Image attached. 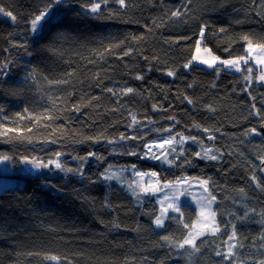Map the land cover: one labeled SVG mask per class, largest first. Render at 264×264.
I'll use <instances>...</instances> for the list:
<instances>
[{
    "label": "trees",
    "instance_id": "1",
    "mask_svg": "<svg viewBox=\"0 0 264 264\" xmlns=\"http://www.w3.org/2000/svg\"><path fill=\"white\" fill-rule=\"evenodd\" d=\"M47 2L0 0L16 17L0 13V162L14 170L22 159L48 163L59 153L62 169L72 171L36 179L12 174L23 184L0 193V264H56L45 259L52 255L59 264H261L264 137L248 132L264 121L254 114L264 113L260 69L253 61L240 73L184 65L202 28L203 46L224 60L247 58L248 46L264 45V0H107L95 14L87 11L90 0H66L33 35L30 21ZM128 87L134 92L125 94ZM169 135L196 137L218 159L195 155L192 144L171 167L144 155L146 144ZM93 152L102 159L88 156ZM109 165H135L161 181L209 178L220 231L199 237V252L178 250L162 237L179 241L193 232L197 208L182 204L181 221L167 220L159 230L156 198H137L128 170L103 180ZM232 225L237 247L225 260L216 252H227Z\"/></svg>",
    "mask_w": 264,
    "mask_h": 264
},
{
    "label": "snow or ice",
    "instance_id": "2",
    "mask_svg": "<svg viewBox=\"0 0 264 264\" xmlns=\"http://www.w3.org/2000/svg\"><path fill=\"white\" fill-rule=\"evenodd\" d=\"M106 2H107V0H90V5L87 6V11H89L90 13H93V14L98 13L100 11L101 3L106 4ZM117 2L121 6H125V0H117ZM65 3H66V0H48L47 6H45L38 14H36L31 19V21H30L31 33L33 35H37L39 33V31L41 30V28L43 27L41 22L46 21V18L48 20H50L51 16L53 15L52 8L56 5H64ZM0 13H2L5 16L11 17L12 21L16 20V17L12 14V12L5 11L2 7H0ZM177 14L178 13H176V12L173 13L174 16ZM203 34L204 33H203V28H202L200 35L203 36ZM261 47H262V53L261 54L264 55V45H262ZM199 51H200V48H199V45H197L196 52L199 53ZM193 59H199V57L194 56ZM241 60H243V63L245 65H248V60L244 59L243 57H241L239 59H225V60H220L219 57H214L211 61H209L207 59H200L199 63L206 64L209 68H215L217 61H219L220 64L224 65L225 67H227L229 69H232L235 71H241V67H240V61ZM259 62L261 64H264V59L260 60ZM184 67L186 69H188L191 67V64L187 63L184 65ZM244 70L247 71L248 73H251V71H252L251 67H247ZM260 73L261 74L257 77V80L260 82H264V68H261ZM167 75L171 77V76H174L175 74L173 71H168ZM136 78L137 79H143L142 76H137ZM245 79L250 80L251 77L246 76ZM109 91H112V90L109 89ZM133 92H134V89L131 87H128L127 89L124 90L125 94H129V93H133ZM187 102L189 104L193 103V101L191 99H188ZM252 107L255 108V104H253ZM254 114L257 117H260L262 120H264V113H261L260 110L257 109ZM170 119H174V118H170ZM133 121L135 123V117H133ZM261 127L264 128V123L261 124ZM165 131H168L171 133L170 128L165 129ZM204 131L207 132L208 129L205 128ZM248 132L251 134L257 135V136L262 134L260 131H257L256 128H251L248 130ZM246 134H248V133H246ZM207 138L210 140L214 139V137L212 135H209ZM92 139L95 140V138H92ZM124 139H125V137L122 135L120 137V140L123 141ZM129 139H135V137L130 136ZM187 139H189V138L180 136V140L177 141L176 135H169L168 137H165L160 141H153L150 144H146L145 147L148 149V152H151L153 144H156L158 147L162 148L163 145H165V144L172 145L174 142L179 143V144H183L185 142V140H187ZM190 139H192L194 142L196 141V137H191ZM113 142L114 141H111V140L108 141V143H113ZM212 151L213 150L211 148L204 149V155L201 156V158L202 159L217 160L218 157L215 154L209 155V153H212ZM170 152L172 154H174L173 160H169V159L165 158L161 162L165 163V164H169L171 166L173 164L174 159H177L179 157L180 153H176V149L174 147L170 149ZM129 154H135V153L130 152ZM59 155H60L59 153L56 154V157H57L56 161H49L48 163H44L42 166L43 167H49L51 164L54 163V166L56 168L62 169V165L59 162ZM144 155H147V153H144ZM168 155H169V150H164V151H161L158 153H153V155L150 157V159L160 160L162 156L167 157ZM195 155L200 156V153H195ZM88 156L94 157L98 160L102 159L101 156L97 155L94 152L89 153ZM88 156L82 157L81 159L86 161L88 159ZM261 162L264 163V158H262ZM36 167L37 168L41 167V164H37ZM62 170L72 171V169H62ZM131 170L138 177H141V178L148 177L147 182H145L143 179H141L140 181H137V182H134L133 184L128 185V187H130L132 189L133 194L136 195L137 198H139L141 195H143V196H149V195L154 196V195H156L157 192H160V191L165 192V200L168 201V203L165 205L164 201H161V205H162L161 214L156 216L154 221H153L155 227L164 228L165 227V220L176 219L177 222H180L182 217H183V211H182V207L180 204L179 196L184 195L187 192V189H181L180 186L182 184H187V178L181 177L180 179H176V180H168L167 178H165L163 181H161L157 172H151V173L142 172L139 169H137L135 167V165L132 166ZM262 170H264V169H262ZM77 174L80 175L81 177L84 176L83 171L79 170V169L77 170ZM101 178L103 180H106V181H111L113 179H118V176H117V173H115L112 170L111 165H109L108 168L105 170V172L101 174ZM208 180H209V178H205L203 180L197 181V183L202 186L203 192L207 193L206 196H203L201 198V201L198 204V208H199L200 214L202 216L205 214V212H207V214H208L207 225L209 226L210 231L207 233V235L215 236L217 234V232L220 231V228H219V225L216 224V221H215L216 212L213 210V202L216 201V197H215V195H212L208 190V187H207ZM252 180L256 181V187H258V188L261 187L260 182L257 181V178L255 176L252 177ZM190 187H191V185H189V188ZM241 191H243V189H241ZM105 206L106 207L108 206L107 202H106ZM169 210H171V213H172L171 216H169ZM117 227H119V225H117ZM183 227L188 228V224H183ZM232 229L233 230H232L231 234L228 235L227 239L225 240V243L228 244L227 252H220V251L216 252L217 256H223L225 260H231L232 259V257L235 255L233 249H235L237 247L236 243H232V241H234L236 239L235 225H232ZM202 235H205V233H202V232H195L194 233V232L189 231L179 241H172V240H170V238L168 236H163L162 239L169 242L170 245L174 244L178 250L184 249L185 246H188L192 250V253L194 254V253L200 251V247L197 246L196 240ZM262 239H264V237H262ZM205 242L206 241L201 240V244H203ZM45 259L55 261L56 264H59L60 258L55 256V255H52V256H46ZM261 264H264V261H261Z\"/></svg>",
    "mask_w": 264,
    "mask_h": 264
},
{
    "label": "rangeland",
    "instance_id": "3",
    "mask_svg": "<svg viewBox=\"0 0 264 264\" xmlns=\"http://www.w3.org/2000/svg\"><path fill=\"white\" fill-rule=\"evenodd\" d=\"M197 45H199L200 51H199V53H197L195 50L194 56H198L199 59H193L191 62V66L197 65V66L209 69V70H213L217 67H222L223 69L228 70V71H233L236 73L241 72V71H235V70L229 69V68L225 67L224 65L220 64L219 61H217L215 68H209L206 64L199 63L200 59H207V60L211 61L214 57H219V56L215 55L209 48H206L203 46V36H201L199 38ZM247 48H248L247 49L248 57L244 58V59H247L248 63L250 61H253L255 63V65L260 70H261V68H264V64H261L259 62L260 60L264 59V55L261 54L262 53V47L260 45H250ZM219 59L224 60V59H221L220 57H219ZM244 65L245 64L243 63V60H241L240 61L241 70H242V67ZM260 74L261 73L259 72L258 76ZM245 80H246V82H249V83L252 82L251 79L250 80L245 79ZM260 83L264 84V82H260ZM176 140L179 141L180 136H176ZM189 144H192L194 147H196L198 149L200 156L204 155V149L209 148V147L199 146L196 141L194 142L192 139L189 138V139L185 140V142L183 144H179V143L174 142L172 145L165 144V145H163L162 148L158 147L156 144H153L152 145V151L147 153V158L150 159V157L153 155V153H158V152H161L164 150H169V155L167 157L162 156L160 160H155V161L159 162L164 167H171L182 158L183 153H184V149ZM173 147L176 149V153H180L179 157L177 159H174L173 164L171 166L169 164L162 163L161 161L165 158H167L169 160H173L174 154H172L170 152V149ZM213 152H215V151L213 150L212 153H209V155L213 154ZM209 160H211V159H209ZM131 169L132 168H128V169L118 168V169H114L113 171L115 173H117V175H119L120 173L128 170L127 172L133 178V183L140 181L141 179H143L145 182H147L148 177H143V178L138 177L132 172ZM147 173H151V172L148 171ZM12 174H14V170L11 167L10 163L8 161L0 162V193L4 192L7 189H16L18 186H22V184H23L22 180L14 177ZM181 177L187 178V184H182L180 186L181 189H187V192H186V194L179 196L180 204L182 205L184 203H189V204H192L194 207L197 208V211L199 214H198L197 222H196V225L194 227L193 232L194 233L195 232H202V233H205V235H206L210 231V228L207 225L208 214H207V212H205V214L202 216L200 214V210L198 208V204L201 201V198L203 196L207 195V193L203 192L202 186L197 183V181L201 180V179H192V178H189L188 176L186 177L185 175H181L180 177L178 176V179H180ZM189 185H191L190 188H189ZM207 187H208V185H207ZM208 190H209V188H208ZM150 196H152V195H150ZM153 197L156 198V200L160 206V214H161V207H162L161 201H164L165 205L168 203V201L165 200V192L164 191L157 192L156 195H154ZM140 200H141V198L137 202L139 203ZM216 203H217L216 201L213 202V210L215 209ZM170 215H172L171 210H169V216ZM166 221L167 220H165V223H166ZM215 221H216V216H215ZM216 224H217V221H216ZM157 229L161 230L163 228H157ZM202 236H204V235H202ZM232 243H235V240L232 241ZM227 248H228V244H227ZM233 251H234V249H233Z\"/></svg>",
    "mask_w": 264,
    "mask_h": 264
},
{
    "label": "water",
    "instance_id": "4",
    "mask_svg": "<svg viewBox=\"0 0 264 264\" xmlns=\"http://www.w3.org/2000/svg\"><path fill=\"white\" fill-rule=\"evenodd\" d=\"M264 123V121L262 122ZM259 131L264 137V128L260 126ZM61 159V158H60ZM44 161L39 160L38 158L31 159H22L19 165L14 169V175L22 179H36L44 176H49L51 174L58 175L61 172V168H56L54 163L49 167H43ZM41 164V167L37 168L36 165ZM264 163L260 164V176L262 182H264Z\"/></svg>",
    "mask_w": 264,
    "mask_h": 264
}]
</instances>
